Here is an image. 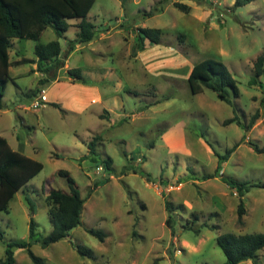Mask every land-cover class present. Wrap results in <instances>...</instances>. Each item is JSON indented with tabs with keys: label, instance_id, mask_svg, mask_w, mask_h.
I'll return each instance as SVG.
<instances>
[{
	"label": "rangeland",
	"instance_id": "374dc122",
	"mask_svg": "<svg viewBox=\"0 0 264 264\" xmlns=\"http://www.w3.org/2000/svg\"><path fill=\"white\" fill-rule=\"evenodd\" d=\"M235 1L97 0L88 15L98 31L92 41L69 51L78 20L64 37L52 28L43 33L42 44L60 41L66 67L39 87L47 93L40 109L34 108L40 72L26 74L33 63L14 68L24 75L9 83L3 99L0 135L44 169L0 213V264L8 243L30 241L31 219L38 241L51 233L47 196L51 189L70 192L60 171L69 172L86 203L69 239L46 248L33 242L46 264H225L219 235L264 234V154L253 147L264 146V93L249 85L264 52V0L236 10ZM153 28L162 31L160 44L146 41L134 53L138 30ZM14 41L12 58L22 49L37 60L38 42ZM207 59L224 63L237 81L240 96L231 93L232 104L207 88L191 91L190 70ZM76 68L86 83L69 81L68 70ZM236 115L241 126L225 124ZM95 137L97 164L82 160ZM108 157L112 173L102 163ZM221 174L251 186L242 223L241 198ZM89 229L105 232V241ZM78 246L94 258L79 255ZM14 253L15 264H34L25 249ZM241 264H264V249Z\"/></svg>",
	"mask_w": 264,
	"mask_h": 264
},
{
	"label": "trees",
	"instance_id": "16d2710c",
	"mask_svg": "<svg viewBox=\"0 0 264 264\" xmlns=\"http://www.w3.org/2000/svg\"><path fill=\"white\" fill-rule=\"evenodd\" d=\"M97 0H0V110L3 107V99L6 95L7 87L13 79L10 76V51L13 48L15 39L40 41L43 33L52 28L59 38L64 37L72 25L71 20H78L76 28L78 30L76 38L69 42V51H73L77 45L85 44L92 41L97 35L96 26L88 21V15ZM255 0H236L233 8L244 7ZM176 8L182 12L188 13L189 6L176 3ZM137 43L134 47V53L142 52L145 49L146 41L152 46L160 44L162 31L161 29H139ZM37 60H22L19 64L33 63L37 65L35 72L44 74L45 78L38 82V87L34 91V96L42 91L39 87L45 86L58 80L59 72L66 67V62L61 59L62 47L59 40L51 41L47 44L38 42L34 48ZM256 78L249 83L250 86H259L264 93V86L258 78H264V52L254 63ZM67 75L73 82L86 83L79 68L70 69ZM188 84L194 95L200 94L204 89H210L217 93L218 98L228 104H232L231 93L238 98L240 90L237 81L229 71L227 66L217 60L207 59L192 68L188 76ZM53 107L59 108L56 103H51ZM264 106V94L261 100ZM107 113V112H105ZM108 114V113H107ZM256 114L248 126L249 130L255 119ZM104 118V114L100 116ZM237 123L241 126L240 118L236 115L225 122L226 125ZM98 140L95 137L87 144L88 155L93 163H99L97 158ZM254 150L259 154H264V146L253 145ZM235 151V148L228 150L227 158ZM107 172L114 171L113 160L108 157L102 161ZM44 165L26 155L14 150L6 138L0 135V213H7L10 203L15 195L42 172ZM59 174L68 181L70 192L51 189L47 196V203L50 208L52 231L38 241L36 234L37 224L34 219L30 222V241L10 242L6 246L5 258L1 264H15L14 249H25L34 264H46L40 257L32 251L33 242H40L43 247H49L52 244L62 240L69 239L71 232L82 225V215L85 207V199L82 198L79 189L67 171H60ZM222 181L237 191L241 198L238 208L239 222L245 214L243 197L249 192L251 186L248 183L240 182L235 179L224 177L221 174ZM30 204V203H29ZM33 211V205L30 204ZM88 233L98 238L101 242L106 239V233L101 230L89 229ZM3 235L0 234V240ZM218 246L221 248L226 257L225 264H241L243 262L254 260L261 250L264 249V234H242L232 233L219 235L217 238ZM77 252L82 257L94 258L91 249L78 246Z\"/></svg>",
	"mask_w": 264,
	"mask_h": 264
},
{
	"label": "crops",
	"instance_id": "0c3cea01",
	"mask_svg": "<svg viewBox=\"0 0 264 264\" xmlns=\"http://www.w3.org/2000/svg\"><path fill=\"white\" fill-rule=\"evenodd\" d=\"M69 23H70V21H69ZM70 24L72 25V23H70ZM76 24H78V23H76ZM77 32H78V31H76V34H77ZM13 45H16L15 41L13 42ZM79 46H80V45H77L76 47H79ZM15 51H17V50H15ZM11 54H12V49H11V51H10V61H11L10 76H11V78H12L13 81H14V79H17L18 77L24 75V74H22V73H20V72H18V71H15V73H13L14 68H16V67H18V66L21 65V64H16V63H17L18 61H22V60H24L25 58H26V59H29V60H33V59L26 57V56L24 55V52H23L22 49H21L20 51H17V53H14V54H15V58H12V57H11ZM193 67H194V66H192V68H193ZM192 68H191V70H192ZM36 69H37V66H36V64H34V67H33L30 71L26 72V74L34 73V74L36 75V74H38L37 72H35ZM191 70H190V72H191ZM26 74H25V75H26ZM189 74H190V73H189ZM82 75H83V73H82ZM38 77H39V78H38V82H39L41 79L45 78L44 74H42V73H40ZM83 77H84V76H83ZM84 79H85V78H84ZM69 81H70L72 84H74V82H72V80H71L70 78H69ZM38 82H37V83H38ZM7 88H8V87H7ZM32 89H34V88L29 89V91L32 90ZM46 94H47V93H45L44 98H46ZM47 102H48V101H47ZM49 103H50V102H49ZM51 103H52V102H51ZM89 141H90V140H89ZM20 153H21V152H20ZM22 154H24V153H22ZM24 155H26L27 157H30V158H32V159H35V158H33L32 156H29V155H27V154H24ZM87 155H88V154L84 155V157L82 158V160H88L89 158H87Z\"/></svg>",
	"mask_w": 264,
	"mask_h": 264
},
{
	"label": "built area",
	"instance_id": "2783aa9c",
	"mask_svg": "<svg viewBox=\"0 0 264 264\" xmlns=\"http://www.w3.org/2000/svg\"><path fill=\"white\" fill-rule=\"evenodd\" d=\"M46 91L43 89L40 94L37 96V100L34 103V108L36 109H40L41 107H43V104H45L44 101V96H45Z\"/></svg>",
	"mask_w": 264,
	"mask_h": 264
}]
</instances>
